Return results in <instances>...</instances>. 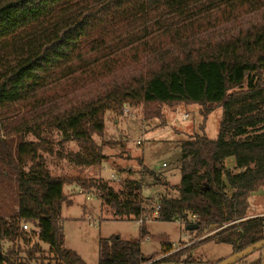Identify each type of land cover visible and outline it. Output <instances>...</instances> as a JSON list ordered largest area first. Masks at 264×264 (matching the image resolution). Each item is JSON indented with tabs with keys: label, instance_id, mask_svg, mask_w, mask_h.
Returning <instances> with one entry per match:
<instances>
[{
	"label": "trees",
	"instance_id": "16d2710c",
	"mask_svg": "<svg viewBox=\"0 0 264 264\" xmlns=\"http://www.w3.org/2000/svg\"><path fill=\"white\" fill-rule=\"evenodd\" d=\"M180 104L201 106L204 122L222 109L217 138L180 144L177 199L152 206L137 183L114 192L88 182L113 220L141 221L136 240H99L97 264H179L183 251L155 262L141 255L145 221H180L186 231L195 217L199 235L212 232L195 247L213 242L238 253L264 240V216L248 217L249 197L264 191V135L246 136L264 123V0H0V187L14 204L0 208V264H21L2 243L28 245V236L54 264H85L63 248L66 182L50 176L42 157L54 133L78 146L67 156L74 166L94 167L106 159L93 140L103 137L106 113L142 105L151 119ZM12 112L20 115L6 117ZM229 158L239 172L224 168ZM24 223L38 235H25Z\"/></svg>",
	"mask_w": 264,
	"mask_h": 264
},
{
	"label": "rangeland",
	"instance_id": "374dc122",
	"mask_svg": "<svg viewBox=\"0 0 264 264\" xmlns=\"http://www.w3.org/2000/svg\"><path fill=\"white\" fill-rule=\"evenodd\" d=\"M143 112L142 105L123 106L118 113L108 112L104 115L103 137L102 139L94 137L93 140L106 159L91 169L74 166L67 156L70 153H77L78 146L72 141L58 143L59 137L55 133L51 141V153L42 154L50 176L66 182L63 194L70 205L67 208L66 205H62L65 208L61 211L60 222L65 249L76 252L85 264L98 263L99 240L119 237L123 241H133L139 238L140 230V223L132 219L113 220L109 210L105 209L99 200L98 193L88 189V182H106L114 192L122 191L125 182L137 183L141 186V197L149 200V205L152 206H156L161 198L177 199L180 183V144L196 135H205L207 139L215 140L222 121V109L215 108L204 122V109L199 105H163L159 108V117L151 119L143 117ZM14 115L18 114L12 112L6 117ZM3 122L6 121L0 118V139L6 140L3 125L7 123ZM247 135H264V123L254 130L248 129ZM231 137L230 134L228 139ZM27 140L33 141V138L28 137ZM142 168L155 173L162 180L154 181L144 175ZM224 168L232 174L239 172L232 158L224 161ZM76 179H79L80 184L74 183ZM82 182L86 183L83 187L80 186ZM227 194H231L229 189ZM83 203L86 208L81 207ZM248 203L249 218L264 215V191L260 195L250 196ZM13 206L10 193L3 189V186L0 187L2 211L10 212L8 209L12 210ZM87 208L90 210L87 211ZM194 221L195 217H188L191 225ZM144 228L147 233L145 239L148 240L143 239L140 252L144 258L153 259L152 262L183 251L179 264H187L184 259L190 248L193 249L190 252L191 262L188 264H217L234 254L231 246L213 242L193 246L212 232L209 230L199 235L196 231H185L184 223L180 221L171 223L145 221ZM32 229L33 226L28 224V230L24 231L25 235L30 234ZM28 238V245L22 241L13 244L3 242V253L14 250L16 257L13 259L21 264H54V256L49 252V248L39 243L35 236ZM162 243H168L171 251L165 253L166 249L162 248ZM37 248L38 253L29 258L27 253ZM233 264H264V248L249 254L241 263Z\"/></svg>",
	"mask_w": 264,
	"mask_h": 264
},
{
	"label": "water",
	"instance_id": "95a60500",
	"mask_svg": "<svg viewBox=\"0 0 264 264\" xmlns=\"http://www.w3.org/2000/svg\"><path fill=\"white\" fill-rule=\"evenodd\" d=\"M186 229H187V231H196L198 229V227L196 225H189V226H187ZM262 248H264V240L246 248L245 250H243L241 252L234 253L229 258H227V259H225V260H223L217 264H233L235 262L242 260L243 258L248 256L249 254L254 253L256 251H259Z\"/></svg>",
	"mask_w": 264,
	"mask_h": 264
},
{
	"label": "built area",
	"instance_id": "2783aa9c",
	"mask_svg": "<svg viewBox=\"0 0 264 264\" xmlns=\"http://www.w3.org/2000/svg\"><path fill=\"white\" fill-rule=\"evenodd\" d=\"M112 178V177H111ZM158 210V208H155V211H157ZM156 213L154 212V215H155ZM194 218V217H193ZM147 222H150V221H147ZM139 223H141V221H139ZM21 229L23 230V231H27L28 230V224H22V226H21ZM30 232H34V234L35 235H38V230L36 229V228H33L32 230H30ZM145 240H148V238H146Z\"/></svg>",
	"mask_w": 264,
	"mask_h": 264
},
{
	"label": "crops",
	"instance_id": "0c3cea01",
	"mask_svg": "<svg viewBox=\"0 0 264 264\" xmlns=\"http://www.w3.org/2000/svg\"><path fill=\"white\" fill-rule=\"evenodd\" d=\"M92 167H89V169H91ZM166 183V182H165ZM64 188V187H63ZM63 191H64V189H63ZM262 193V191H260V192H258V193H255V194H253V195H260ZM142 195V194H141ZM252 196V195H251ZM71 203H72V201H71ZM81 207H83V208H86L85 206H84V203L83 204H81ZM64 206L61 208V211H63L64 210ZM67 208V207H66ZM88 210H90V209H88L87 208V211ZM258 216H264V215H262V214H259ZM89 217V216H88ZM63 248L65 249V239H64V244H63ZM65 250H68V251H71L70 249H65ZM73 252V251H72ZM75 254H76V252H74ZM77 255V254H76Z\"/></svg>",
	"mask_w": 264,
	"mask_h": 264
}]
</instances>
